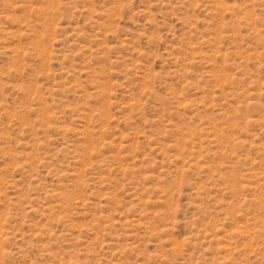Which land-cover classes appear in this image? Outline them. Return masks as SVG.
I'll use <instances>...</instances> for the list:
<instances>
[{"label":"rangeland","instance_id":"1","mask_svg":"<svg viewBox=\"0 0 264 264\" xmlns=\"http://www.w3.org/2000/svg\"><path fill=\"white\" fill-rule=\"evenodd\" d=\"M0 264H264V0H0Z\"/></svg>","mask_w":264,"mask_h":264}]
</instances>
